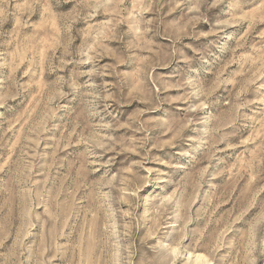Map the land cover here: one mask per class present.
<instances>
[{"label":"rangeland","instance_id":"rangeland-1","mask_svg":"<svg viewBox=\"0 0 264 264\" xmlns=\"http://www.w3.org/2000/svg\"><path fill=\"white\" fill-rule=\"evenodd\" d=\"M0 264H264V0H0Z\"/></svg>","mask_w":264,"mask_h":264}]
</instances>
